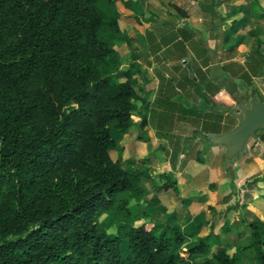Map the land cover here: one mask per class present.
Listing matches in <instances>:
<instances>
[{
  "label": "trees",
  "instance_id": "trees-1",
  "mask_svg": "<svg viewBox=\"0 0 264 264\" xmlns=\"http://www.w3.org/2000/svg\"><path fill=\"white\" fill-rule=\"evenodd\" d=\"M118 17L114 0H0V264H239L225 247L196 259L216 233L188 241L176 223L147 227L127 219L147 214L139 203L144 190L134 184L143 171L110 156L117 147L110 131L129 128L135 101H146L132 83L135 65L118 69L111 61L117 52L107 39L120 38ZM183 78L193 91L170 78L155 101L168 105V117L173 109L224 112L209 106V81ZM235 85L213 90L232 93ZM182 88L179 103L172 97ZM221 123L205 124L207 132L197 135L211 141L209 134L234 127ZM146 124L142 117L139 126ZM159 175L164 189H176L174 178ZM103 214L123 220L113 235ZM248 225L243 248L264 264V218Z\"/></svg>",
  "mask_w": 264,
  "mask_h": 264
},
{
  "label": "rangeland",
  "instance_id": "rangeland-1",
  "mask_svg": "<svg viewBox=\"0 0 264 264\" xmlns=\"http://www.w3.org/2000/svg\"><path fill=\"white\" fill-rule=\"evenodd\" d=\"M200 1L209 0H192L194 14L201 12ZM241 1L247 7L249 19L252 0ZM114 4L117 7L118 0H114ZM204 13V35L212 37L213 31L208 28L212 18L206 10ZM229 19L226 16L227 22ZM258 23L260 21L249 19L237 26V31L229 32L233 37H228L221 47L216 45L212 50L206 47L208 58H205L201 47H196L195 38L190 34L187 48L176 44L168 47V66L162 62L164 53L153 59L154 66L149 64L148 59H141L140 70L132 73V83L146 102L142 104L139 100L135 101L138 108L133 112L134 123L129 128L110 131L117 142L110 156L119 159L126 168L143 171L134 184L144 190L139 203L147 214L143 218L133 214L127 219L135 224L144 223L147 227L153 223L162 225L166 220L176 223L188 241L210 232L216 233L208 240L207 253L197 256V260L211 257L218 248L225 247L229 254H236L239 264H257V252L253 248L244 249L243 245L249 239L248 221L254 217L264 218V140L261 138L264 129L258 130L255 137L248 139L242 151L228 158L224 144H213L204 136L197 135V131L205 133V124L220 121L221 126H234L236 119L228 124L225 111L222 114L220 112V115L208 112L195 116L182 115L174 109L173 116L168 117V105H158L155 101L163 98V91H168L169 83L172 82L170 78L184 81L185 86L193 91V86L184 80L183 75L192 73L197 78L200 75L211 78L210 75H217L221 69L219 67H223L229 74L224 82L231 84L235 81L239 88L253 90L264 103V33L261 34ZM107 41L117 52L111 61L118 69L128 68L130 55L127 48L133 50L132 46L138 41ZM231 42L236 43L229 50L226 45ZM217 50L220 51L219 56L215 55L214 51ZM183 57L186 61L181 60ZM176 58L173 63L170 61ZM215 62L217 64H213ZM162 72L168 75H162ZM215 86L212 83L208 92L212 95L209 106L219 110L226 106L229 110L234 104L228 93L223 91L215 99ZM181 90L172 97L179 103L184 96V88ZM194 94L195 99H202L198 93ZM142 117H146L147 124L140 127ZM160 173H167L174 178L176 189H164L161 185L166 180ZM129 203H134V200ZM100 220L109 235H113L123 221H115L108 214H103ZM181 254L187 256L185 250Z\"/></svg>",
  "mask_w": 264,
  "mask_h": 264
},
{
  "label": "crops",
  "instance_id": "crops-1",
  "mask_svg": "<svg viewBox=\"0 0 264 264\" xmlns=\"http://www.w3.org/2000/svg\"><path fill=\"white\" fill-rule=\"evenodd\" d=\"M216 1H218L217 5ZM199 4L201 12L194 14L192 11L195 6L192 5V0H118L116 9L119 13L118 24L120 28V38H118V41L114 42L122 41L124 43L129 39L138 41L132 46L133 50L127 48V52H129L130 55L129 63H133L139 71L141 59H148L147 61L149 64L154 66L153 59L159 55L161 57L162 53H164L162 62L168 66V51L170 50H168V47L176 44V46H185L187 48L189 45L188 36L190 34H193L195 38L196 47H201L205 58H208L206 47L211 50L216 45L221 47L224 42H227L228 37H233L230 33L237 31V26L249 19L251 21H260V23H258L260 31L262 32L261 34L264 33V16H259L264 9V0L251 1L249 19L247 18V7L241 0H209L207 2L200 1ZM255 5H258V7L256 8ZM168 7L170 9L169 12ZM204 10H206L212 18L211 25L208 27L213 31L212 37H205L204 35L203 18L206 17ZM217 14L218 16H216ZM226 16L230 18L228 22L225 20ZM232 42L226 45L229 50L232 48L233 44L236 43ZM136 46H138V48H136ZM223 49H225V47H223ZM141 52H143L142 56ZM214 52L215 55H220V51L217 50ZM176 60L177 58L170 61L173 63ZM181 60L186 61L185 57ZM213 64H217V62ZM203 69L204 68H202V70ZM219 69L220 72H218L217 75H210L211 78L206 75H200V78L204 77L211 84L215 83L216 85L218 83H226L224 81L229 77V74L226 72L225 68L219 67ZM253 73L257 74L255 71ZM162 75H168V73L162 72ZM194 76L196 77V75ZM196 79L199 78L196 77ZM233 84L236 85L232 93L238 91L243 93L253 91L251 89L239 88L235 81H232L231 84L228 85L232 86ZM223 91L228 93L230 101L233 102L231 98L232 93H229L224 88L214 91V98L216 99ZM208 94L212 98V95L210 93Z\"/></svg>",
  "mask_w": 264,
  "mask_h": 264
},
{
  "label": "water",
  "instance_id": "water-1",
  "mask_svg": "<svg viewBox=\"0 0 264 264\" xmlns=\"http://www.w3.org/2000/svg\"><path fill=\"white\" fill-rule=\"evenodd\" d=\"M234 95L232 94V97ZM247 105L239 102L241 109L235 113L239 121L236 127L222 134H209L213 144L222 143L225 145L228 158H232L242 151L248 139L255 137V132L264 128V103L254 97L250 107Z\"/></svg>",
  "mask_w": 264,
  "mask_h": 264
},
{
  "label": "flooded vegetation",
  "instance_id": "flooded-vegetation-1",
  "mask_svg": "<svg viewBox=\"0 0 264 264\" xmlns=\"http://www.w3.org/2000/svg\"><path fill=\"white\" fill-rule=\"evenodd\" d=\"M232 94H235L234 95V97H232V95H231V98H232V100H233V106L228 110V107H226V106H224L223 107V110L225 111V112H230L234 117H235V119H236V121H237V123L234 125V127H236L237 125H238V123H239V121H238V119L236 118V116H235V113L237 112V111H240V109H241V107L239 106V102H243V103H245V104H248L247 105V107H250V103H251V101H252V99L254 98V97H257L258 98V100H259V97L257 96V94L255 93V92H253V91H249V92H246V93H243V92H241V91H238V92H235V93H232ZM260 101V100H259ZM233 127V128H234ZM232 128V129H233ZM260 130V129H259ZM258 131V130H257ZM256 131V132H257ZM255 132V133H256Z\"/></svg>",
  "mask_w": 264,
  "mask_h": 264
}]
</instances>
